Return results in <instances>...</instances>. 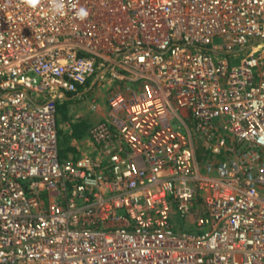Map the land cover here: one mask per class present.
Listing matches in <instances>:
<instances>
[{
  "label": "built area",
  "instance_id": "1",
  "mask_svg": "<svg viewBox=\"0 0 264 264\" xmlns=\"http://www.w3.org/2000/svg\"><path fill=\"white\" fill-rule=\"evenodd\" d=\"M0 264H264V0H0Z\"/></svg>",
  "mask_w": 264,
  "mask_h": 264
},
{
  "label": "rangeland",
  "instance_id": "2",
  "mask_svg": "<svg viewBox=\"0 0 264 264\" xmlns=\"http://www.w3.org/2000/svg\"><path fill=\"white\" fill-rule=\"evenodd\" d=\"M96 95H105L104 90L95 88L88 94H83L68 103H63L58 106L57 125L60 135V150L64 153L67 159L73 158L74 156L79 157L81 155H85L89 151L86 141V131L78 140L71 139L70 132L72 124H79L82 121H85L86 124L90 125L99 119V116L90 110L92 104L94 103L96 105L99 103L103 107L102 100L96 98ZM64 109L66 112L68 111L65 118L60 116L62 115V110ZM71 147L75 149L73 152L68 151Z\"/></svg>",
  "mask_w": 264,
  "mask_h": 264
},
{
  "label": "trees",
  "instance_id": "3",
  "mask_svg": "<svg viewBox=\"0 0 264 264\" xmlns=\"http://www.w3.org/2000/svg\"><path fill=\"white\" fill-rule=\"evenodd\" d=\"M62 111H63L62 115H60V116L65 118L68 114V111L66 112L65 109ZM89 126L90 125L86 124L85 121H82L79 124H72L71 125V132H70L71 139H74V140L80 139L83 136V134L85 133V131L87 133ZM74 150L75 149L72 147L68 149V151H70V152H73ZM61 155L64 159H67L63 152H61ZM77 157L78 156H74L73 158H77ZM188 229H189V227L187 228L186 226H184V227L182 226L180 228V230H188Z\"/></svg>",
  "mask_w": 264,
  "mask_h": 264
},
{
  "label": "clouds",
  "instance_id": "4",
  "mask_svg": "<svg viewBox=\"0 0 264 264\" xmlns=\"http://www.w3.org/2000/svg\"><path fill=\"white\" fill-rule=\"evenodd\" d=\"M53 2L55 4V0H53ZM24 3L29 7L35 8L40 3V0H24ZM61 7L62 4H57L56 10H60ZM79 15L83 19L84 17H86L87 13L83 9H81Z\"/></svg>",
  "mask_w": 264,
  "mask_h": 264
}]
</instances>
